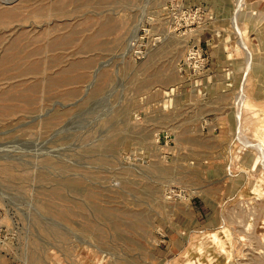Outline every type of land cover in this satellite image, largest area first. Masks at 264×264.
<instances>
[{"label":"rangeland","instance_id":"374dc122","mask_svg":"<svg viewBox=\"0 0 264 264\" xmlns=\"http://www.w3.org/2000/svg\"><path fill=\"white\" fill-rule=\"evenodd\" d=\"M0 264H264V0H0Z\"/></svg>","mask_w":264,"mask_h":264},{"label":"crops","instance_id":"0c3cea01","mask_svg":"<svg viewBox=\"0 0 264 264\" xmlns=\"http://www.w3.org/2000/svg\"><path fill=\"white\" fill-rule=\"evenodd\" d=\"M220 1H222V0H220Z\"/></svg>","mask_w":264,"mask_h":264}]
</instances>
